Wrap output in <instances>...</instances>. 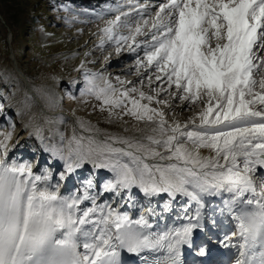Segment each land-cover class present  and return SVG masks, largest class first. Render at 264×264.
Segmentation results:
<instances>
[{
  "label": "snow or ice",
  "instance_id": "snow-or-ice-1",
  "mask_svg": "<svg viewBox=\"0 0 264 264\" xmlns=\"http://www.w3.org/2000/svg\"><path fill=\"white\" fill-rule=\"evenodd\" d=\"M148 7L105 5L94 13L103 22L93 33L96 47L135 54L136 79L87 67L96 60L84 59L76 69L83 102L97 101L108 123L130 118L141 135L101 133L82 117L75 125L87 135L76 126L71 135L54 127L65 123L63 116L30 121L29 135L63 162L61 180L86 165L110 178L101 184L90 176L65 195L51 183V167L13 158L15 125L0 130V264H123L122 253L143 264H186L189 252L210 257L212 236L200 235L210 231L203 214L210 198L221 200V216L237 221L220 241L239 249L233 264H264V0H164L153 12ZM68 83L75 88L77 81ZM177 107L194 115L181 122ZM134 190L149 201L162 194L187 198L186 222L154 225L148 217L159 214L151 207L135 219L121 211L135 207ZM105 194L111 203L99 202ZM236 237L240 243L231 245Z\"/></svg>",
  "mask_w": 264,
  "mask_h": 264
},
{
  "label": "rangeland",
  "instance_id": "rangeland-1",
  "mask_svg": "<svg viewBox=\"0 0 264 264\" xmlns=\"http://www.w3.org/2000/svg\"><path fill=\"white\" fill-rule=\"evenodd\" d=\"M162 2L164 0H0V18L3 21L0 20V104L5 105L4 111L0 112V130H10V125H15L16 131L19 130L17 127L22 125V120L26 115H29L31 120L34 118V121L40 118L42 123L45 117L56 119L63 116L65 123L54 127H58L65 135H71L72 127L76 126V117L91 121V124L100 129L101 133L141 135L132 129L135 121L130 118L125 117V120H128L127 124L108 123L107 112L99 111L97 101L83 102V98H80V89L84 86V82L82 73L76 69L84 59L96 60L95 64H88L87 67L93 71H105L113 78L119 75L126 79H136L132 71L136 59L135 54L122 51L117 56L114 46L110 44L106 45L103 51L96 47L98 36L93 33L97 32L98 26H103V22L94 13L101 11L105 5L116 7L127 6L129 3L148 5V12H153L155 6ZM65 8L70 10L65 11ZM85 9L88 10L87 13L84 12ZM30 11L38 14L35 20H29ZM113 15L114 13H109L105 19ZM73 16H78L79 19L72 20ZM64 18H67L69 22L66 23ZM9 33L11 34L10 42L7 41ZM3 40L6 41V48L2 44ZM89 51L93 55L85 58L84 53ZM109 53H111V58L105 62L103 57ZM15 64L26 77L34 96L27 91L24 80L15 71ZM70 80L77 81L75 88L69 86ZM69 92L77 99H70ZM48 94H51L54 99L49 100ZM34 98L39 99L42 108L37 105ZM94 105H96L95 108ZM73 110L75 116L72 115ZM192 115L194 112L186 107L176 108V118L181 122ZM169 119H172L171 115ZM76 127L78 133L87 135V133H82L78 126ZM137 127L143 128L144 125L140 124ZM125 128L129 130L125 131ZM44 157L46 164L41 169L46 166L51 167L53 174L51 183L53 185L59 183L61 186L63 182H68L63 192L65 195L80 188L82 182L90 176L98 179L101 184L103 180L111 176L107 170H93L91 165H86L84 169L77 170L67 179L61 180L59 173L63 171V162L51 157L47 151H44ZM134 193V211L139 213V210L142 211L145 208L149 199L143 197L138 190H134ZM104 199H108L111 203V197L108 194H105L99 202H103ZM187 202L177 198L174 204L180 208V205L185 207L184 203ZM160 203L155 201V207L157 208ZM115 206L113 204V207ZM220 206H222L221 201H211L203 212L207 227L210 229L203 234V237L211 235L213 240L211 256L214 259H211L209 264H233L239 254V249L235 246L225 247L220 241H223L226 235L236 231V226L233 219L227 215H220L218 211ZM192 207L193 204L190 206L189 215L191 211H194ZM213 208L217 209L215 213L212 211ZM176 214L175 211L172 217ZM212 219L219 220V226H214L211 223ZM183 221L186 220L183 219ZM230 243L237 245L240 240L238 237L232 238ZM214 256L217 258L215 259ZM194 257L199 259L189 261L190 264L204 259L196 257L195 254Z\"/></svg>",
  "mask_w": 264,
  "mask_h": 264
},
{
  "label": "bare ground",
  "instance_id": "bare-ground-1",
  "mask_svg": "<svg viewBox=\"0 0 264 264\" xmlns=\"http://www.w3.org/2000/svg\"><path fill=\"white\" fill-rule=\"evenodd\" d=\"M41 107H43L42 104H41ZM30 121H33V120L30 119L29 115H26L24 117V119L22 120V125L17 127V128H19V130L16 131V135H15L14 139L19 140V145L17 146L16 149L13 150V158H16L19 160L32 161L34 163H37L38 168L41 169V167H43V165L46 164V161L43 160L46 144L42 143L41 140H39L35 135H29V133L32 132V126H31ZM34 122L42 123V120L40 118H38ZM26 125H28V126L26 127ZM203 154L207 155L208 153L206 150H204ZM44 168H47V166ZM65 188L61 189L62 193L65 191ZM177 198H180L181 200L187 201V198H184V197H177ZM176 199L173 201L166 194H162L161 196L151 198V200L147 203L145 208H149V207L155 208L156 212L159 215L149 216L148 218H149L150 222H152L154 225H159V226H164V225L179 226V224L186 222V221H183V219L180 220V218L182 216H184L183 209L188 205V202L186 204L184 203L185 207L183 205H180L181 207L178 208L177 204H174ZM210 200L211 201H221L219 198H210ZM155 201H159V202L162 201L163 203H160L158 205V207L156 208L154 205ZM166 205H171L172 210L170 212H164L163 211V209ZM175 205H176V207H175ZM193 207L195 209L194 204H193ZM120 210L121 211H128L130 213V215H132V217L135 219L141 214V212L144 209H142V211L139 210V213H136V211H134V207H129L128 204H125L124 207L121 208ZM175 211L177 214L174 218L171 219L170 216L175 214ZM191 214H192V211H191ZM168 219H171L173 222L170 223V221H169L167 223H170V224H166V221ZM233 221L235 222V226H236L237 221H235L234 219H233ZM187 255H188V253L185 254V257H184L185 260L187 259ZM127 258L132 260V264H142L143 263L141 261L140 257L135 256L133 254H128Z\"/></svg>",
  "mask_w": 264,
  "mask_h": 264
},
{
  "label": "water",
  "instance_id": "water-1",
  "mask_svg": "<svg viewBox=\"0 0 264 264\" xmlns=\"http://www.w3.org/2000/svg\"><path fill=\"white\" fill-rule=\"evenodd\" d=\"M0 20H1V22H3L1 18H0ZM10 40H11V34L9 33L8 36H7V41L10 42ZM14 69H15V71L17 72V74H18V75L24 80V82H25V84H26V88H27V90H28V91L30 92V94L33 96V93L28 89V86H27V83H26V80H25V78H24L23 73L18 69V67L16 66V64L14 65ZM34 100L36 101V103H37L38 106L40 107V103H39L36 99H34Z\"/></svg>",
  "mask_w": 264,
  "mask_h": 264
},
{
  "label": "trees",
  "instance_id": "trees-1",
  "mask_svg": "<svg viewBox=\"0 0 264 264\" xmlns=\"http://www.w3.org/2000/svg\"><path fill=\"white\" fill-rule=\"evenodd\" d=\"M37 16H38V14L35 11H30L29 12V20L30 21H31V19L35 20L37 18ZM2 44L6 48L7 45H6V41L5 40L2 41ZM14 54L16 56V52H14Z\"/></svg>",
  "mask_w": 264,
  "mask_h": 264
}]
</instances>
